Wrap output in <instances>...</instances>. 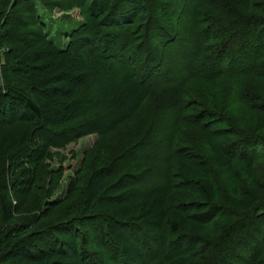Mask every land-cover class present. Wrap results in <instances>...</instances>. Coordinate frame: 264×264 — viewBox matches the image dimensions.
Listing matches in <instances>:
<instances>
[{"label": "trees", "instance_id": "obj_1", "mask_svg": "<svg viewBox=\"0 0 264 264\" xmlns=\"http://www.w3.org/2000/svg\"><path fill=\"white\" fill-rule=\"evenodd\" d=\"M209 4L216 2L0 0V47L5 49L0 84V264H264V188L251 195L228 182L221 195L214 180L217 171L230 172L237 160L249 170L261 158L256 151L260 144L264 147V113L253 122L255 134L246 133L224 149L209 145V166L197 155L191 161L178 160L171 171L178 180L171 186L157 176L170 171L168 163L161 158L163 167L154 151L144 149L148 142L131 135L117 150L110 146L106 157L112 162L121 150L120 156L131 153L133 164L148 162V168L141 171L127 159L117 167L98 168L82 182V205L67 207L66 218L40 223L59 205L46 201L38 215L12 223L25 208L53 143L92 134L108 137L140 114L151 96L150 104L155 97L164 103L162 96L178 93L217 109V93L206 85L222 82L221 97L234 95L245 103L251 99L248 106L257 111L253 101H264V81L258 94L249 92L252 97L230 81L249 70L264 76V0L222 3L230 16L221 13L220 19L199 9ZM250 6L258 13L251 15ZM75 7L82 21L74 19L66 34L59 26L54 32L53 10L69 12ZM136 22L140 25L134 27ZM249 25L260 33V42L243 39ZM178 41L183 51L172 45ZM225 47L226 53L244 60L233 76L228 74L234 58L225 56ZM196 81L204 86L193 89ZM188 101L192 103L180 107L179 118L187 126L201 116L216 117L210 106L200 109L194 99ZM163 107L151 108L148 130L166 121L157 114ZM257 108L264 112V106ZM51 134L60 139L52 141ZM163 148L169 151L172 146ZM239 148L244 154L235 151ZM49 175L47 184L54 191L63 171L58 168ZM149 175L158 182L146 187L137 181ZM79 183H71L69 193ZM250 200V206L242 204ZM217 219L224 227L212 235L208 224Z\"/></svg>", "mask_w": 264, "mask_h": 264}, {"label": "rangeland", "instance_id": "obj_2", "mask_svg": "<svg viewBox=\"0 0 264 264\" xmlns=\"http://www.w3.org/2000/svg\"><path fill=\"white\" fill-rule=\"evenodd\" d=\"M214 1L216 2V4H209V6L199 5V9H204L207 12L210 10L209 13L214 15L216 17L215 19L222 18L221 13H223V17H227L225 13L229 14L230 16V12H227L226 8H224L222 5V3L224 5H227L230 0ZM259 1L260 0H252V2H256L257 4L259 3ZM217 6H219L220 8L218 9ZM248 10H250L251 15H254L256 12L258 13L259 11L251 6ZM238 11H240V9H238ZM74 19H77L79 21H82L83 19V15L81 14V10L79 8L75 7L69 12H64L59 8H55L52 12V20L54 21L53 31L56 32L57 27L59 26L62 33H68L72 26L75 25V21H73ZM138 23L139 22H136V24H134V27L135 25H140ZM262 27H264V25ZM262 27L260 28V30H262ZM258 34L260 35V33ZM258 34L249 25L245 30L243 39L247 40L249 36L254 37L256 41H259ZM58 41L63 42V38L61 35H58ZM172 45H174L177 50L183 51V47L180 41L174 42ZM256 45L258 46V44ZM3 50H5L4 46L3 49L2 47H0V84H3L2 67L5 64V54ZM226 50L227 48L225 47L223 52L224 54H226L225 56H228V58L232 56L234 58L232 52L230 51L228 53L227 51L226 53ZM234 59H232L231 61L229 60V70L232 71L230 72V74H228L229 76H233L236 71H239L245 65L244 60H240L236 55ZM181 62H184V59ZM246 66H248L247 62ZM172 69L173 65L170 67L171 71H173ZM262 77L264 76L256 75L253 71L249 70L247 72H244V74L241 73L234 78L232 77L230 84L242 93L247 92V94L245 95H249V97H252L249 92L258 94L256 89H258L260 81H264ZM193 85V89L201 88L204 86V82L196 81L193 83ZM206 87L210 88V91L217 93L218 100L216 101V103L219 105V108L216 109L217 106L215 104H208L206 101H202L200 98H187L184 95L181 96L178 93H173L172 95L166 94L161 97L164 103L167 104L166 111H170L168 112L170 113L168 115L164 110V103L159 100V97H155L154 104L157 107H163L161 109V112L157 114L161 115L162 113V115L165 116L163 119L166 121L153 126L150 131L148 130V125L153 121L150 120V118L152 117L150 115L151 108L154 107V104H150V101H152L151 98L153 97L151 96L149 97V101L146 100L147 102L144 104L142 110L140 111V114L135 116L130 121L126 122L124 125L118 127L112 133V135L108 137H101L92 134L80 137L76 140H71L61 145L53 143V145L49 147V151L44 161L42 162V168L39 171V180L37 181L36 186L32 191V194L29 197L25 208H23V210L15 216V219L12 223H15L18 220H26L33 216V214L38 215L40 209L46 201H54L55 203H59V205L55 207L54 215H52L49 219L41 221L40 223H51L66 218L67 207L68 209H70V207L80 208L84 201V194L82 193V182L85 181L86 176L89 173L102 167H117V164L121 163V161L125 159L131 161V164H133L134 158L132 154L126 153L120 156V153H122L121 150L112 162H109V158L106 157L109 149H111L109 148L110 146L114 150H117L118 145L122 143L124 139L130 137L131 135L136 136L137 134H139L136 140H142V138L144 141L146 140L145 144L147 142L148 143L144 145V149L146 151H154L155 153L153 152V155L160 158V164L163 167H165L166 163H168L170 171L163 172L161 174L157 173V176L158 178L160 176L162 179H164L162 180L164 183L171 186L170 182L176 184L178 180V178L171 173L174 166L176 169L178 160L181 159L183 161L188 158V160L191 161L190 158L192 156L196 157L197 155L202 163L209 166L210 161H212L210 157L209 145L224 149V144L232 143L238 138L243 137V135L246 133L255 134L256 131L253 129V122L256 121L258 123L259 120L264 118H262L264 112L259 113V108H257L260 106H264L263 100L253 101V104L256 107L255 109L257 110L255 111L253 110L254 107L251 109L248 106V103H252L251 99H249L250 102L245 103L242 101L241 97H237L234 95L227 98L221 97L220 93L223 91L222 82H218L217 84L215 83V85L213 83L207 84ZM192 91L193 93L191 92V94L193 95V97H196V92L194 90ZM188 99H194V104L200 109L203 108V106H210L211 109L215 111L214 113L216 117L208 120V115L206 117L201 116L200 121L194 122V125L189 124L187 126L185 123H182L181 120H179V118L181 117L180 107L184 103H192V101H188ZM168 105L176 111L172 112V109L169 108ZM156 109L157 108H155V110ZM144 116H146L145 120L142 119V117ZM210 116L213 117L212 115ZM165 129L166 132L164 131ZM59 137L60 136H53L52 134L49 135V138L55 142L60 139ZM207 137L209 139L212 138L211 144L206 143ZM169 144L170 146H172L169 151L163 148L165 146H168ZM258 147L259 148L256 152L261 154V158L255 159L249 170H247L246 163L243 160H237L235 161V163H232L230 172L225 173L224 175L218 171L215 173L216 178L214 180L219 184L218 188H220L221 195H223V191H221V189L223 190L225 188L224 186H228V182L230 184L232 183L231 185L235 184L237 186L236 189H238L239 191L241 189H245L249 193H251V195L261 193L262 189L264 188V147L261 144ZM176 149L178 150V155L175 156L174 153L176 152ZM235 151L244 154V149L239 148L237 150L235 149ZM161 158H164L163 160H165L166 163H162ZM148 165V162L146 164L136 163L133 164L132 167H138L140 169L143 168L141 169L142 171L148 168ZM58 168H61V170L63 171V176L59 181L57 188L54 191H50V186L47 184L50 178L49 173L52 170H56ZM158 178H153L151 175L140 176L137 181L148 187L151 183H157ZM75 181H80V183L76 186L77 190L75 192L69 193L68 188L70 184H73V182ZM134 183L135 182H131L132 189L135 188L136 184ZM242 204L250 206L251 204H253V201L250 200L249 203L243 202ZM63 208L64 211L61 210ZM223 225L224 224H222V221H219L217 219L215 220V222L213 221V223L209 222L208 229L209 231H212V235H216L220 231V229H223ZM262 228L264 229V226ZM255 236H257V234H255ZM257 239H261L260 236L259 238L257 237ZM141 243L143 244V242ZM151 261H154V258L151 259ZM97 263L100 264L99 261H97Z\"/></svg>", "mask_w": 264, "mask_h": 264}]
</instances>
